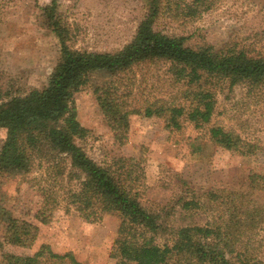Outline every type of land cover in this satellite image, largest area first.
<instances>
[{
    "label": "trees",
    "instance_id": "16d2710c",
    "mask_svg": "<svg viewBox=\"0 0 264 264\" xmlns=\"http://www.w3.org/2000/svg\"><path fill=\"white\" fill-rule=\"evenodd\" d=\"M213 2L148 0L132 39L119 50L99 52L75 46L77 34L58 1L50 0L42 9L57 39L58 58L47 85L22 91L8 83L4 89L0 71V128L9 130L0 161L16 174L43 170L48 189L41 213L56 207L62 196L67 205L74 199L79 216L88 222L104 214L118 216L109 252L114 264H263L264 206L252 202L249 191L264 190V174L248 176V191L198 189L179 178L180 195L147 207L141 201L145 159L123 154L102 162L92 159L83 145L89 129L79 121L75 105V94L91 85L98 110L114 131H126L129 115L137 113L162 122L167 130L191 124L203 130L210 147L254 154L255 141L213 118L222 90L243 86L248 93L264 95V51L237 43L191 45L187 36L154 29L165 12L195 19ZM160 68V93L132 103L133 89L123 82L126 75L140 71L141 83L146 72L155 74ZM42 114L51 116L54 127L38 121ZM36 235L32 223L9 218L0 240V264H83L72 252L57 253L47 243L32 253L3 250L5 245L30 248Z\"/></svg>",
    "mask_w": 264,
    "mask_h": 264
},
{
    "label": "rangeland",
    "instance_id": "374dc122",
    "mask_svg": "<svg viewBox=\"0 0 264 264\" xmlns=\"http://www.w3.org/2000/svg\"><path fill=\"white\" fill-rule=\"evenodd\" d=\"M57 1L77 34L75 46L99 52L116 51L128 43L148 4V0ZM49 2L0 0V71L4 89L8 83L22 91L42 89L54 72L58 43L42 9ZM154 29L187 36L191 45L207 42L219 48L237 43L254 52L264 51V0H214L211 8L195 19H177L165 12L155 20ZM140 73H130L123 80L132 87V103L138 105L144 98L160 93L163 68L155 74L146 72L141 83ZM74 99L78 119L89 129L83 145L92 159L102 162L122 154L145 159L146 187L141 201L147 207L161 206L180 195L179 178L198 189L248 191V176L264 174V95L248 93L243 86L217 93L213 121L255 141L258 150L251 155L208 146L203 130L191 124L180 131L167 130L162 122L137 113L129 115L126 131H114L100 114L91 85L78 91ZM38 121L54 127L51 116L42 114ZM8 133V129L0 128V148ZM47 189L41 168L16 174L7 162L0 161V240L9 218L32 223L37 234L30 248L5 245L3 250L32 253L47 243L57 253L72 252L83 264H114L109 252L119 217L104 214L99 221L88 222L79 216L75 200L67 205L62 196L56 207L41 213ZM249 194L252 202L264 206V190H251ZM260 250L264 264V244ZM1 254L0 250V263Z\"/></svg>",
    "mask_w": 264,
    "mask_h": 264
}]
</instances>
